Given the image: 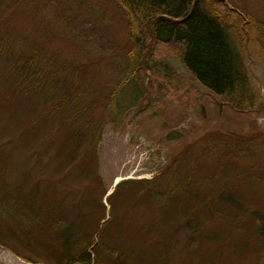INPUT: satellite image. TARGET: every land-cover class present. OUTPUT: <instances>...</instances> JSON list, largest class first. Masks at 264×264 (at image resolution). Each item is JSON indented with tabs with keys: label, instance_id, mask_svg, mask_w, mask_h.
Returning a JSON list of instances; mask_svg holds the SVG:
<instances>
[{
	"label": "rangeland",
	"instance_id": "374dc122",
	"mask_svg": "<svg viewBox=\"0 0 264 264\" xmlns=\"http://www.w3.org/2000/svg\"><path fill=\"white\" fill-rule=\"evenodd\" d=\"M232 1L243 18L249 15L264 23V0ZM224 3L228 7V2ZM220 8L224 10L223 5ZM128 44V20L115 0H0V105L4 104L3 91L24 79L23 71H13L14 61L27 51L37 52L36 66L37 69L41 66L45 72L46 85L36 98L33 94L26 98L32 109L27 110V114L18 112L21 119L33 120L38 112L50 107L58 95L74 93L77 108H85L80 120L91 116L104 121L97 146L98 173L109 188L102 200L105 207L102 224L110 217L107 197L124 180L156 178L152 189L163 192L161 189L168 188L172 178L177 185L187 177V165L193 161L207 177L208 173L214 175L209 176L212 182H207L209 185L203 189L210 210L206 212L204 206L199 207L186 225L184 215L172 211L164 214L171 218L177 216L176 223L169 226L161 222L160 214L164 211L161 212L160 204L145 201L144 189L131 195L118 194L112 201L117 211L104 231L107 235L103 236L101 244L105 249L98 255L99 264H105L106 249L123 244L130 249V254L141 255L142 264L147 261L145 256L150 258L154 254L159 259L165 258L166 264L193 261L188 249L198 250L204 246L203 252L207 253L206 259H202L204 264H211L214 249L215 255L221 257L216 259L220 260L219 264H259L257 251L264 252V232H257L256 224L260 228L261 224L254 221V215L256 212L264 217V113L255 115L252 132L245 122L247 118L229 110L222 105L220 97L211 95L193 81L178 58V47L172 46L159 52L155 63H150L151 71L158 76L157 80L152 78L150 89L136 82L122 87L110 104L117 111L126 110L114 124L107 123L106 98L128 72L131 59ZM258 51L256 46L246 45L241 55L258 102L264 106V60L258 57ZM143 78L140 75V79ZM137 86H141L144 95L140 103ZM73 109L67 106L63 111L60 118L64 123L69 119L72 124L76 119ZM50 118L42 119L41 126L36 122L35 128L37 124L40 129L55 126L56 119ZM182 130L192 136L187 138L189 135H183ZM225 134L240 135L242 140L245 137L247 140L232 141ZM1 144L4 143L1 141ZM15 161L9 167L13 176L17 169L20 171L30 165L31 160L25 157ZM167 168L175 172L174 177L165 174ZM50 174L49 170L39 168L32 175L31 183L41 177L51 179ZM228 181L231 185L227 188ZM76 185V180H65L57 189ZM232 189L240 193L234 195L238 202L225 204L227 196L235 194ZM97 191L96 194L91 188L90 193H84L82 204L76 207L71 204L76 203L79 195L68 198L66 205L70 207L65 213L85 217L86 223L97 219L99 213L93 200L102 190ZM137 199L139 205L133 208L132 202ZM208 216L210 221L206 222ZM149 223L154 227L146 233L141 224ZM204 224L209 226L204 228ZM198 226L200 229L192 233ZM209 233L214 234L212 242H216L200 244ZM143 235H146L145 242ZM189 237L195 239L191 244ZM155 248L158 253L154 252ZM0 264L42 263L23 259L0 243Z\"/></svg>",
	"mask_w": 264,
	"mask_h": 264
},
{
	"label": "trees",
	"instance_id": "16d2710c",
	"mask_svg": "<svg viewBox=\"0 0 264 264\" xmlns=\"http://www.w3.org/2000/svg\"><path fill=\"white\" fill-rule=\"evenodd\" d=\"M115 1L123 9L124 16L128 20V55L131 59L127 74L107 95L104 108L107 112L105 118L107 123L114 124L126 110L117 111L110 104L113 98L118 97L122 87L136 82L150 89L152 78L158 79L157 74L151 71L150 63H155L158 59L157 54L166 47L176 46L178 58L193 81L211 95L220 97L222 105L227 106L229 110L247 118L245 122L253 132L255 125L252 120L255 115L264 113V106L258 102L257 92L253 87L241 50L246 45L256 46L259 50L258 57L264 60L263 22L249 15H244L243 18L232 0ZM224 1L228 2V7H225ZM222 5L224 10L220 8ZM36 56L37 52L31 54L27 51L14 61L13 71H23L24 79L22 81L19 79L1 95V100L4 102L0 105V139L4 143L1 144L0 141L1 244L13 250L17 256L34 263L99 264V256L105 249L102 248V238L107 235L104 231L117 211L115 202L112 201L118 197V194L131 195L137 190L144 189L145 201L160 204L161 212L164 211L160 214V220L164 224L169 223V226L176 223L177 216L171 218L167 217L169 214L164 213L172 211L184 215L186 225L199 207L204 206L206 212L210 210L203 189L206 190L209 185L207 182H212L213 178L209 176L214 175L208 173L207 177L206 172L197 168V163L193 161L187 165V170L185 169L187 177L177 185L172 178L168 188L161 189L163 192L153 191L156 178L151 181L120 182L107 197L110 217L105 224H102L101 216L105 213L102 200L109 188L98 173L97 146L102 132L100 128L104 121L94 120L91 116L80 120L85 108H77V98L74 93L58 95L52 105L38 112L33 120L23 121L18 112L27 114V110L32 109L30 103H26V98L31 94L35 97L41 89H45L44 85H46L45 72L41 66L37 69ZM140 75L144 78L140 79ZM25 81L31 83L28 85ZM137 88L139 90L137 101L139 100L140 103L144 95L141 94V86ZM67 106L74 108L73 117L77 120L74 119L72 124L69 119L64 123L60 118ZM44 118L56 119L55 126L40 129L39 125H42L41 121ZM36 122L39 124L37 128H35ZM182 132L183 135H189L187 138L192 136L185 130ZM48 135L49 141H47ZM225 135L232 141L247 140L246 137L242 140L240 135L236 134ZM25 157L31 160L30 165L27 164L20 171L17 169L14 176L9 173V167L14 159L17 162ZM39 168L43 171L49 170L52 178L41 177L40 180L31 183L32 175ZM164 171L166 175L170 174V178L175 176V172H170L169 168ZM65 180H76L77 185L68 189L63 187L62 192L63 188L58 190L57 187H60ZM230 185L229 181L225 183L227 188ZM91 188L96 194L97 190H102L99 196L93 197V204L99 213L97 219L87 220L86 223L85 217L76 218L65 213V209L70 207L66 205L68 198L74 194L79 195L76 203L71 206L81 205L82 196L85 195L84 193H90ZM232 191L235 192L233 189ZM239 194L238 191L235 194L231 193L227 196L228 201L225 204L233 205L238 202V198L234 195ZM132 203L133 208L136 204L139 205L138 199ZM75 209L78 211V208ZM256 214L255 212L254 221L261 224V228L256 224L257 232L262 234L264 217ZM208 218L209 216L206 217V222L210 221ZM177 225L182 227L179 223ZM141 226L146 233L154 227L151 223ZM208 226L204 224V228ZM198 228L199 226L191 232L195 233ZM143 236L141 238H144L145 242L146 235ZM213 239L214 234L209 233V236H203L199 243L216 242H212ZM189 240L191 244L195 239L189 237ZM109 246L111 247L110 243ZM121 246H113L112 250L106 249L107 255L105 254L103 259L105 264H142L140 254L134 256L124 244ZM204 248L205 246L198 250L188 249L190 258L194 260L182 264H204L202 259H206L207 256V253L203 252ZM154 250L155 253L159 251L157 248ZM213 251L210 257L211 264H219L220 260L216 259L221 257L215 255V249ZM257 254L259 264H264V252L257 251ZM144 259L147 260L144 264H166L165 258L159 259L157 254L150 258L145 256Z\"/></svg>",
	"mask_w": 264,
	"mask_h": 264
}]
</instances>
